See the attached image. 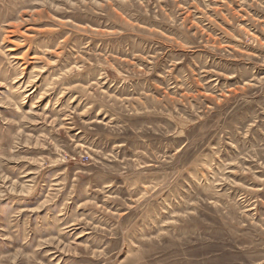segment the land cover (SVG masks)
<instances>
[{"label": "rangeland", "instance_id": "374dc122", "mask_svg": "<svg viewBox=\"0 0 264 264\" xmlns=\"http://www.w3.org/2000/svg\"><path fill=\"white\" fill-rule=\"evenodd\" d=\"M0 264H264V0H0Z\"/></svg>", "mask_w": 264, "mask_h": 264}]
</instances>
